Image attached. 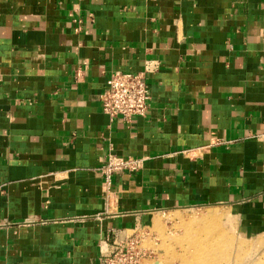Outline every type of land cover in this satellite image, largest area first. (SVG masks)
<instances>
[{"label": "crops", "instance_id": "obj_1", "mask_svg": "<svg viewBox=\"0 0 264 264\" xmlns=\"http://www.w3.org/2000/svg\"><path fill=\"white\" fill-rule=\"evenodd\" d=\"M147 60L148 116L112 121L109 73ZM110 152L145 161L108 194ZM205 207L264 235V0H0V264H99L107 239Z\"/></svg>", "mask_w": 264, "mask_h": 264}, {"label": "rangeland", "instance_id": "obj_2", "mask_svg": "<svg viewBox=\"0 0 264 264\" xmlns=\"http://www.w3.org/2000/svg\"><path fill=\"white\" fill-rule=\"evenodd\" d=\"M225 208L158 213L138 233L150 258L144 264H264V235L241 238Z\"/></svg>", "mask_w": 264, "mask_h": 264}, {"label": "built area", "instance_id": "obj_3", "mask_svg": "<svg viewBox=\"0 0 264 264\" xmlns=\"http://www.w3.org/2000/svg\"><path fill=\"white\" fill-rule=\"evenodd\" d=\"M77 12V11H76ZM74 12L70 15L76 34L86 32L84 20ZM94 22L93 15L89 16ZM161 64L156 60H147L143 71L128 73L112 71L108 75L107 87L100 95L102 110L112 121L131 122L134 117L146 118L150 110L151 90L148 78L159 72ZM145 159L119 157L109 153L106 165L100 170L103 185L111 193L113 179L125 173L133 174L142 170ZM149 226H138L135 230L125 231L121 238L107 239L110 248L101 249L99 264H144L150 258L149 250L143 246L138 233Z\"/></svg>", "mask_w": 264, "mask_h": 264}, {"label": "bare ground", "instance_id": "obj_4", "mask_svg": "<svg viewBox=\"0 0 264 264\" xmlns=\"http://www.w3.org/2000/svg\"><path fill=\"white\" fill-rule=\"evenodd\" d=\"M156 264H160V263H156Z\"/></svg>", "mask_w": 264, "mask_h": 264}]
</instances>
